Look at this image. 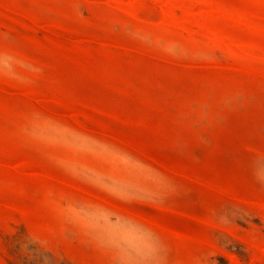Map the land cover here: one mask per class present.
I'll return each mask as SVG.
<instances>
[{"label": "rangeland", "instance_id": "rangeland-1", "mask_svg": "<svg viewBox=\"0 0 264 264\" xmlns=\"http://www.w3.org/2000/svg\"><path fill=\"white\" fill-rule=\"evenodd\" d=\"M0 264H264V0H0Z\"/></svg>", "mask_w": 264, "mask_h": 264}]
</instances>
